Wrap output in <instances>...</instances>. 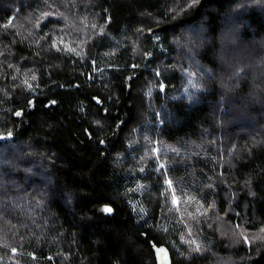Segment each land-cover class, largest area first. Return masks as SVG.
Here are the masks:
<instances>
[{
    "label": "trees",
    "instance_id": "obj_1",
    "mask_svg": "<svg viewBox=\"0 0 264 264\" xmlns=\"http://www.w3.org/2000/svg\"><path fill=\"white\" fill-rule=\"evenodd\" d=\"M151 242L264 264V0H0V264Z\"/></svg>",
    "mask_w": 264,
    "mask_h": 264
},
{
    "label": "water",
    "instance_id": "obj_2",
    "mask_svg": "<svg viewBox=\"0 0 264 264\" xmlns=\"http://www.w3.org/2000/svg\"><path fill=\"white\" fill-rule=\"evenodd\" d=\"M151 244L155 251L158 264H172V256L168 247H166L165 245H155L153 242H151ZM161 249L163 250V252L159 251Z\"/></svg>",
    "mask_w": 264,
    "mask_h": 264
},
{
    "label": "snow or ice",
    "instance_id": "obj_3",
    "mask_svg": "<svg viewBox=\"0 0 264 264\" xmlns=\"http://www.w3.org/2000/svg\"><path fill=\"white\" fill-rule=\"evenodd\" d=\"M17 115H20V113H17ZM10 135V134H9ZM104 211L105 212H111L112 211V209L111 208H105L104 209ZM159 251H161V252H163V250L161 249V250H159Z\"/></svg>",
    "mask_w": 264,
    "mask_h": 264
}]
</instances>
